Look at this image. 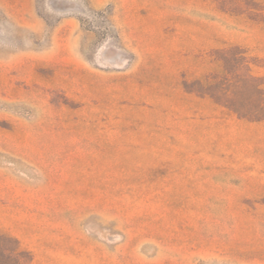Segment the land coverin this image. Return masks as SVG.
I'll use <instances>...</instances> for the list:
<instances>
[{"label": "rangeland", "instance_id": "1", "mask_svg": "<svg viewBox=\"0 0 264 264\" xmlns=\"http://www.w3.org/2000/svg\"><path fill=\"white\" fill-rule=\"evenodd\" d=\"M0 264H264V0H0Z\"/></svg>", "mask_w": 264, "mask_h": 264}]
</instances>
